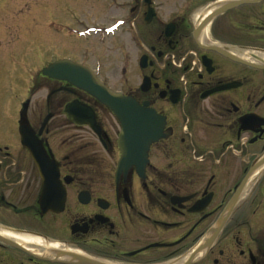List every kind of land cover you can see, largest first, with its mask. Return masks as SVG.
Returning a JSON list of instances; mask_svg holds the SVG:
<instances>
[{"label":"flooded vegetation","instance_id":"1","mask_svg":"<svg viewBox=\"0 0 264 264\" xmlns=\"http://www.w3.org/2000/svg\"><path fill=\"white\" fill-rule=\"evenodd\" d=\"M31 9L33 57L2 51L0 264H264V0ZM65 59L127 97L117 113L42 73ZM72 101L98 130L64 115Z\"/></svg>","mask_w":264,"mask_h":264},{"label":"water","instance_id":"2","mask_svg":"<svg viewBox=\"0 0 264 264\" xmlns=\"http://www.w3.org/2000/svg\"><path fill=\"white\" fill-rule=\"evenodd\" d=\"M66 68L67 70H72L71 73L67 74H55L57 71L60 70V68ZM43 73L47 74L49 76L57 77V78H64L68 79L73 85L85 90L92 96H94L97 100L102 102L104 105H106L113 113H117V109L124 105L122 100H125L126 98L120 95L117 92L111 91L110 89L106 88L102 83H100L87 69L82 68L81 66L72 63L71 61H61L54 64H51L43 69ZM75 104V103H74ZM74 104H69L65 109V114L67 117L71 118L74 122L79 124L78 120L76 119V115L78 116L77 108L78 106H75ZM133 108L135 105H132ZM24 108H26V105L24 104ZM86 113V112H85ZM142 115H139L137 117L132 116L131 120L133 122L139 121L140 119V125H142L141 130L144 129V122L145 118H142ZM150 120V116H147V123ZM157 121L156 116H153L152 118V124L155 125V122ZM143 122V123H142ZM91 125V122H89ZM157 125V124H156ZM149 129V127H147ZM153 131H155V128H153ZM20 132H21V140L24 146L28 147L31 155L35 162H43V157L45 156V152L41 145H38L34 143L33 136L29 134V131L25 128V126L20 125ZM158 135L149 137L147 141H154ZM123 150V151H128ZM128 152L124 155L128 156ZM136 151L130 152V154H134Z\"/></svg>","mask_w":264,"mask_h":264},{"label":"rangeland","instance_id":"3","mask_svg":"<svg viewBox=\"0 0 264 264\" xmlns=\"http://www.w3.org/2000/svg\"><path fill=\"white\" fill-rule=\"evenodd\" d=\"M38 1L45 0H0V74L2 76L6 73V68L8 67V61L3 58L2 51L6 49H11L12 43L14 44L20 42L19 46L15 48L18 52H23L26 50L28 58L33 57L32 43L29 44V41L32 36L31 32L33 30V22L30 19L32 18V6ZM6 3H11V5L4 6ZM4 7L11 8L10 10L4 9ZM30 8V9H28ZM7 10V11H6ZM26 41L23 45L21 41ZM110 85L113 84V75L108 73L103 75ZM7 83L9 81L8 77H2L1 80H4ZM8 88V87H7ZM5 89L3 92H0V116L3 118H9L10 114L12 115V110L14 103L9 100L13 98L14 91ZM13 103V104H12Z\"/></svg>","mask_w":264,"mask_h":264}]
</instances>
